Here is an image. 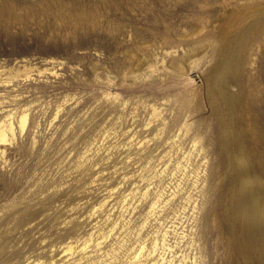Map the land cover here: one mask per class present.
Returning a JSON list of instances; mask_svg holds the SVG:
<instances>
[{"label":"rangeland","instance_id":"374dc122","mask_svg":"<svg viewBox=\"0 0 264 264\" xmlns=\"http://www.w3.org/2000/svg\"><path fill=\"white\" fill-rule=\"evenodd\" d=\"M228 54L240 102L222 119L253 155L245 186L205 89ZM7 116L0 264H264V217L237 214L264 208V0H0Z\"/></svg>","mask_w":264,"mask_h":264},{"label":"bare ground","instance_id":"6f19581e","mask_svg":"<svg viewBox=\"0 0 264 264\" xmlns=\"http://www.w3.org/2000/svg\"><path fill=\"white\" fill-rule=\"evenodd\" d=\"M213 27H215V25H213ZM211 36L213 38H215L217 36V31L214 30V32H212ZM225 53H227V51ZM229 53L231 54V49H229ZM230 60H231V57L228 54L226 58L221 59L218 62V66L215 69H213L209 74H207V76L204 77V78L207 79L208 86H209V87H206L205 89H207V97L209 99V102L211 100H213V101L215 100V103L217 104V111L220 112V113L218 112V120L220 121V125H218V142L220 143V149H219L220 153L223 154V155L224 154L226 155V152L230 153L229 155L231 156V163H234L233 166L237 170H240V168H238V166H243L242 173L240 174V177L236 176V179H237V182H238L237 184L238 185H241L240 182H242L243 186H245L246 184H248V181H251L255 177V174L252 175L249 172V168H247V163L248 162L250 163V161H252L251 159H254L252 157L253 155H252V153H248V152L244 151L245 148H244V144L242 143V137L241 136L240 137H238V136L236 137L234 131L231 132V133H228L230 128L227 129L228 128L227 123L222 119V112L223 113L226 112V114H228L231 111L232 106L235 104V102L236 101L240 102V96H238L239 92L231 91V86H233L232 82H234L236 80V77H240L241 76V72H242L241 66L242 65H239V66L237 65L238 67L236 68L235 66L237 64V60H235L232 63V65L228 64V63L232 62V61L230 62ZM174 61H176V60H174ZM174 61L171 60L169 62V60H168L169 64L166 65L165 68H167V69L172 68V64H173V66L175 64ZM177 62L179 63V66L175 68L176 71L184 72V71L189 70V68L191 67V59L188 56L183 61L179 60ZM149 68L151 70L154 69L152 66H149ZM183 69H185V70H183ZM235 69H237V70L235 71ZM233 70H234V72H236V73L239 72L240 74H238V76L236 75L234 77ZM244 76L246 77L247 80H249L250 76H251L250 71L245 69L244 70ZM205 85H207V84H205ZM246 104L247 103L245 102L244 105H246ZM15 122H16L17 126L19 127V129L22 130L24 128V126H25V123H26V113L22 112L16 118ZM14 133H15V125H14L13 119L10 116H7L5 118L4 117L3 118L0 117V141L5 142L7 140H10L12 138V136H14ZM248 155H249V160H247ZM257 169H258V167H257ZM163 170H164V168L161 169L162 172H163ZM222 175L223 174L221 172L219 174V176L217 177L218 184L220 183L219 181H221V176ZM258 182H259V179H256V183L254 181L253 184L256 185ZM221 183H223V182H221ZM220 186H221V184H220ZM251 186L252 185H249L248 188H252ZM253 188L255 190H258V188H256V187H253ZM261 189L262 190H260V192L262 193V191H264V187L261 188ZM131 194H132V191L129 192L128 194L124 195L123 202ZM161 195H162L161 191H157V193H155V195L153 196V198L150 201V207H153L157 203V201L160 199ZM239 196H242V194L240 195V193H239ZM246 197H248V195ZM238 199H239V197H238ZM247 201H248V199H247ZM243 205H244V200H243V202H241V206L238 204V206L241 207V211L237 210L238 211L237 212L238 217H247V215H249V217H257V216L264 217V208L260 209V210H257V213L259 215H257V213H255V215H254V214H251L250 210L248 211L247 207H245L246 209L242 211V209L244 208ZM239 207H238V209H239ZM256 209H258L257 206L255 207V210ZM231 215H232V211H229V209L227 208L222 216L223 217H234L233 216L234 214L232 216ZM235 217H237L236 214H235ZM253 222H254V228H255L256 236H258L260 241H261V248H262V251L264 253V228H262L263 226L260 227L259 224H257V220L253 219L252 224H253ZM239 223L242 226V229H246V224H245L246 222H244L243 218L239 220ZM233 224L235 226V223H233ZM244 231H243V233H244ZM94 232L95 231H91L89 233V237H91ZM251 232H252V229H251ZM245 238H246V236H245ZM162 245H163V242H162ZM73 247L74 246H72L71 244H66L65 247H64V252L66 251V253H69V254L74 253V248ZM140 248H142V247H140ZM155 250H156V242L153 241L150 249L147 252V255H150ZM149 264H159V263L156 260H151L149 262Z\"/></svg>","mask_w":264,"mask_h":264}]
</instances>
